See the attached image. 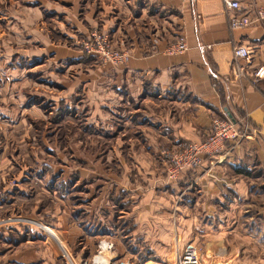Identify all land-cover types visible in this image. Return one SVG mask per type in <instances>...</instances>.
I'll return each instance as SVG.
<instances>
[{
    "label": "crops",
    "instance_id": "0c3cea01",
    "mask_svg": "<svg viewBox=\"0 0 264 264\" xmlns=\"http://www.w3.org/2000/svg\"><path fill=\"white\" fill-rule=\"evenodd\" d=\"M19 1L0 0V29L12 31L0 46L21 48L5 60H28L22 72L0 69V177L10 172L15 180L0 182V264H64L59 239L71 244L70 264H80L98 238L113 244L112 259L132 264H171L188 244L201 247L203 264H264V234L245 226L257 204L253 185L263 178L264 188V77H252L264 68V19L231 29L221 0ZM237 2L238 15L264 12V0ZM92 28L128 53L125 64L60 50L56 38L74 49ZM179 37L185 50L171 52ZM238 45L252 54L241 79L232 72ZM32 75L40 85L34 92ZM47 110L50 126L71 125L70 165L46 144L45 130L30 131L31 114L46 121ZM223 115L248 122L246 139L170 179L160 152L205 140ZM51 151L57 159L46 163ZM28 179L56 202L43 217L39 204L16 205L33 197ZM140 244L148 257H140Z\"/></svg>",
    "mask_w": 264,
    "mask_h": 264
},
{
    "label": "rangeland",
    "instance_id": "374dc122",
    "mask_svg": "<svg viewBox=\"0 0 264 264\" xmlns=\"http://www.w3.org/2000/svg\"><path fill=\"white\" fill-rule=\"evenodd\" d=\"M18 1L15 0V2H18ZM19 3L22 4V2H20V1H19ZM11 34H12V31H7V30H4V29L1 28L0 29V43L4 39L6 41V38H11L9 36ZM93 36H99L100 38H106L107 42H108V45H109V50L113 54H118V53H121V52L124 51V50H121L119 46H117V47L113 46L112 39H110V37L108 35L104 34L98 28H92L91 30H89L87 32L86 35L77 38V40L74 43V49L70 48L71 46H70V41L69 40H65L63 38H59V39L56 38V41H57V43L61 44V46H64V47H60V50H62V49L63 50L64 49H69V50H73V51L76 50L78 52L80 51L81 55H83V56L85 55V56L93 57V58L96 59V56L90 55V53L87 52L88 48L92 47L91 44L93 46H95V38ZM10 49L12 50V52H14V51L17 52V51L21 50L19 44H14L11 47L10 46L6 47V46L1 45L0 46V58H3L4 60L3 61L0 60V69L4 70V71H7V69H9L10 67L11 68L14 67L15 69H17V70L19 69L22 72V70L28 68V66H26L28 60H27L26 63H24L23 59H21V58L20 59L19 58H14V59H12L14 61H12V62L10 61V63H9L8 60H5V59H9V57H10V53H11ZM49 49L53 50L54 48H48V52L50 51ZM17 56L18 55H16V57ZM97 61L100 62L99 60H97ZM100 63L102 65L103 64H110V63H103V62H100ZM110 65H112V64H110ZM20 66H22V67H20ZM63 66H64V64H63ZM112 66L113 67H118L120 65L113 64ZM85 67H86V65L81 64V66L77 70H82ZM55 71H56V68H54V66L52 64L48 65V70H47L48 73L49 72L54 73ZM51 76H52L51 78H54L53 74ZM35 77L37 78V76H33V78H30V80H29L30 87H27V90H31L32 92L35 91L34 90L35 88H38L40 86ZM17 86H20V85L18 84ZM24 86H27V85H23L22 84V88H24ZM48 90L49 89H47V91ZM51 92H53V91L51 90ZM51 96H53V95L50 94L48 96V98H50ZM48 110H49V108H48ZM48 110H47V119H46V121L41 120L38 117L37 114H31V119L30 120H31V122H32V124L34 126H32L30 128V131H31L32 134L40 135V133H41V135H42V133L45 130V133L47 135V140L49 141L46 144L54 146L62 155H64V157H65L64 160H66L68 165H70V163H71V159L69 158V154H70L69 146H70V144H69V142H67V139H68L69 136L65 138L64 135L69 133V130L71 129L69 127L71 125L66 123V124H63L62 126H58V127L50 126L48 120H49L50 116H51V118H53L54 115L53 114L52 115L49 114L50 111L48 112ZM55 135H58L59 136L58 138H60V139L52 138V136H55ZM36 142L38 143V138L36 139ZM96 144H97V146L98 145H100V146L102 145L101 142H96ZM43 151H44V149H43ZM43 155H44V157H46V158H44L46 160V163L55 161L57 159V157H55V154L52 151L50 153L45 152V154L43 153ZM49 157H52V158H49ZM79 166L85 167V163L84 162L82 163L81 161H79ZM12 178H14L13 174H10V172H7V173L1 175L0 182L5 181L7 184L8 183L12 184L11 183L12 181L15 182V180H13ZM28 180H29V187H30V189H32V196L33 197H31V199L29 198L27 203H26V201H25V203L18 202V204H16V205L20 206V208H22V209H26L25 207L27 206V204L30 207L34 206V205L36 206L37 204H39L41 216L43 215V210H48V211L49 210H53V208L55 206H57V205H55L56 202L53 200L52 194H50L46 190H41L40 189L38 191V187H37L36 184L34 185V181H32L30 179H28ZM262 181H263V178H260L257 181L258 183L253 185L254 186V189H253L254 191L252 192V195H254L256 197L257 204H255L253 207H251L250 210L247 213V216L251 217L253 219V221H248V223L246 222L245 226H247V224H248V226L252 227L253 229H260V230H257V231H260L261 234H264V225H263L264 224V188H261ZM185 188H184V191L181 190L182 192L181 191L179 192V194L182 193L181 195H183V197L180 199L182 204L185 203L184 201H187V199L189 197V192L186 191ZM181 189H183V188L181 187ZM3 192L4 191H2V189H0V202L3 199L6 200L5 194ZM187 192H188V194H187ZM179 194L177 193V196H179ZM173 205L175 206V204H173ZM45 219H46V217H45ZM250 222H252V223H250ZM128 229H129L128 227H125V226L122 227V230L125 233V234H123V236H125L126 233L129 231ZM51 239L54 240L55 238H51ZM106 240L103 239V238L96 239V243H95V246H94V251L92 253L93 255L89 256V258L87 260H81V258L79 257V260H81L80 264H96L97 260H99V264H124V262L126 264H132L131 260H128V261L127 260H125V261L124 260L116 261V259L115 260L112 259L113 256L110 253V251L112 252V250H108V249L112 248L113 244H111V242L109 243V240H108V242ZM125 240H128V239H125ZM75 242L78 243L79 245H81L83 243L80 238L78 239V241H75ZM108 244L110 245V248H107ZM56 246L57 247L59 246L58 247L59 251H56V252L59 255L63 256L62 257L63 258V263L64 264L72 263L71 262L72 252H71V250L69 248L71 246V244H67L65 242V240H60L59 239V241H57ZM62 246L66 248V250L68 251V253L70 255L66 254V252H65V250H64V248ZM198 247H200V246L198 245ZM145 248H146L145 244H140L141 253H139V255H140L141 258L142 257L143 258L148 257L146 252H145ZM200 248H199L198 252L201 251ZM177 262H179V259L178 260H173L171 262V264H178ZM74 263H75V261H74Z\"/></svg>",
    "mask_w": 264,
    "mask_h": 264
},
{
    "label": "built area",
    "instance_id": "2783aa9c",
    "mask_svg": "<svg viewBox=\"0 0 264 264\" xmlns=\"http://www.w3.org/2000/svg\"><path fill=\"white\" fill-rule=\"evenodd\" d=\"M221 2L228 11L232 12L229 18V27L231 29L245 27L264 19V12L261 10H258L253 17L236 14L239 8L237 0H221ZM93 37L95 38V46L91 44L92 47L87 50L90 55L96 56V59L100 62L112 65H122L127 62L128 53L126 51L113 54L109 50L106 38ZM183 50H185V45L183 39L179 37L177 43L170 48V51L181 52ZM251 55V51L247 46L238 45L233 48L232 72L237 79L244 77L246 66L250 64ZM238 60H242L243 65H240L237 62ZM252 77L253 80L264 77V68H257L253 72ZM248 134L249 124L246 120H242L240 124H237L225 115L214 118L211 122L210 133L205 140L201 142H181L176 144L172 150H162L160 152L161 157L167 162V176L173 180L184 171L197 169L203 156L220 152L227 143L232 145L239 144L246 139ZM11 183L14 184L15 182L12 181ZM107 248H110L109 244ZM201 257L194 246L188 244L183 248L178 264H203Z\"/></svg>",
    "mask_w": 264,
    "mask_h": 264
},
{
    "label": "trees",
    "instance_id": "16d2710c",
    "mask_svg": "<svg viewBox=\"0 0 264 264\" xmlns=\"http://www.w3.org/2000/svg\"><path fill=\"white\" fill-rule=\"evenodd\" d=\"M194 170H196V169L187 170V171H184V173H186V172H192V171H194ZM182 173H183V172H182Z\"/></svg>",
    "mask_w": 264,
    "mask_h": 264
}]
</instances>
